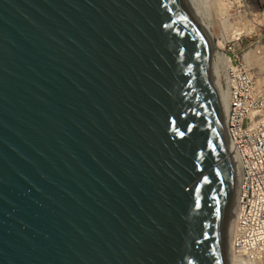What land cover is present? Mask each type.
I'll use <instances>...</instances> for the list:
<instances>
[{
    "label": "water",
    "instance_id": "obj_1",
    "mask_svg": "<svg viewBox=\"0 0 264 264\" xmlns=\"http://www.w3.org/2000/svg\"><path fill=\"white\" fill-rule=\"evenodd\" d=\"M214 62L186 0H0V264H231Z\"/></svg>",
    "mask_w": 264,
    "mask_h": 264
},
{
    "label": "built area",
    "instance_id": "obj_2",
    "mask_svg": "<svg viewBox=\"0 0 264 264\" xmlns=\"http://www.w3.org/2000/svg\"><path fill=\"white\" fill-rule=\"evenodd\" d=\"M239 40L227 43L228 48L223 52L229 61L220 76V88L228 107L225 134L232 147V156L241 169L232 246L238 259L248 257L245 252L240 255L246 232L241 222L247 221L243 217L250 215L241 214L244 211L249 214L252 208L253 214L258 213L260 226L264 222V85L247 65ZM248 229L259 235L260 231L254 232V224Z\"/></svg>",
    "mask_w": 264,
    "mask_h": 264
},
{
    "label": "bare ground",
    "instance_id": "obj_3",
    "mask_svg": "<svg viewBox=\"0 0 264 264\" xmlns=\"http://www.w3.org/2000/svg\"><path fill=\"white\" fill-rule=\"evenodd\" d=\"M186 4L190 12L193 14L197 22L200 24L204 32L209 37L205 27L200 22V14L196 13L195 11L193 0H186ZM229 11H232L231 7H229L228 9H224L221 7V4H220L218 7V17L220 16L218 24L215 21L217 26L220 29L219 32L221 33V37L219 38L217 44L219 48H223V49H225V44L230 42L232 39L237 40V39H240L241 36H243L244 34H250L252 32H255L257 27L260 25V22H257L255 19H252V20L247 19L243 26H241L239 22L231 23L230 20L232 19V14ZM213 27H215V25H213ZM219 52H221V50H218L215 52L214 69H215L217 83L220 86V76L222 74L224 65L227 64L229 61V57L225 56L223 51L221 52L222 54H220ZM245 58H246L245 61L248 66H251L256 62L263 61L262 67H264L263 65L264 46L257 47L256 49L249 51L248 53H246ZM261 80L260 82L263 81L264 83V79L262 81ZM222 94L225 100V122H226V115H227V108H228L227 99H226L225 94L224 93ZM225 138L227 140V137ZM227 144H228V154L231 157L233 167H234V189H235V198H234V203H233V208H232V213H231V218H230L231 264H246V263L247 264H250V263L251 264H264V222L262 223L263 225L260 226V223L258 221L260 220V218L258 217V213L253 214L254 211L252 210V208L249 210L251 214L250 213L247 214L245 211L243 212V214H241V215H246V216L250 215L249 217H243V220H247V221H245L244 223L241 222V224L245 227L246 232L244 236L245 240L242 241V242L245 241V244L242 245V242H241V245H240V255H242V252H245L248 257H240V259H238L235 253L233 254L232 252L233 251L232 246L234 242L233 233H234V225H235V216L237 213L236 197H237V193L240 188V185H241V169L238 163L236 162V160L234 159V157L232 156V147L229 144L228 140H227ZM252 224H254V232L260 231L258 233L259 235L253 234V232L249 231L248 226ZM257 245L261 247H258Z\"/></svg>",
    "mask_w": 264,
    "mask_h": 264
},
{
    "label": "rangeland",
    "instance_id": "obj_4",
    "mask_svg": "<svg viewBox=\"0 0 264 264\" xmlns=\"http://www.w3.org/2000/svg\"><path fill=\"white\" fill-rule=\"evenodd\" d=\"M193 3L196 13L200 14L201 24L205 27L210 39L213 41L215 52L218 50L222 52L228 48L227 43L225 44V49L219 48L217 44L221 37L220 29L217 26L220 18V16L218 17V7L220 4L224 9L231 7L232 11H229L232 14L231 23L239 22L243 26L247 19H255L257 22H260L255 32L244 34L239 40L244 59H246L245 55L249 51L264 46V0H193ZM221 52L219 53L222 54ZM262 62L259 61L250 66L252 73L256 75L258 80L264 79ZM261 83L264 85L263 81Z\"/></svg>",
    "mask_w": 264,
    "mask_h": 264
}]
</instances>
